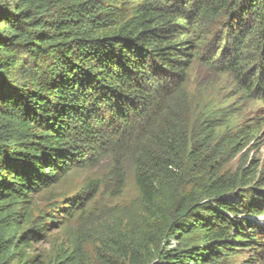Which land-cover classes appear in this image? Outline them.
I'll list each match as a JSON object with an SVG mask.
<instances>
[{
  "label": "trees",
  "instance_id": "1",
  "mask_svg": "<svg viewBox=\"0 0 264 264\" xmlns=\"http://www.w3.org/2000/svg\"><path fill=\"white\" fill-rule=\"evenodd\" d=\"M192 63L209 69L203 90L232 73L264 102V0H0V264H219L238 250L264 264V171L230 166L259 125L190 114ZM124 159L141 233L112 230L92 260L73 240L31 254L86 210L73 198L38 219L34 197L101 162L118 176Z\"/></svg>",
  "mask_w": 264,
  "mask_h": 264
},
{
  "label": "rangeland",
  "instance_id": "2",
  "mask_svg": "<svg viewBox=\"0 0 264 264\" xmlns=\"http://www.w3.org/2000/svg\"><path fill=\"white\" fill-rule=\"evenodd\" d=\"M208 71L199 63H192L188 69L185 90L190 114L195 116L204 110L222 111L230 117V130L244 126L253 130L259 125L250 140L240 147L230 166L235 168L241 162L246 166L253 160V164L264 171V102L248 96L232 73L221 74L217 81L212 80L211 85L203 90L200 85L203 74ZM108 169L101 162L85 170L72 171L59 184L34 197L33 213L38 219L48 214L61 219L64 208L73 198H83L86 210L71 220L65 230L49 231L44 240L33 244L31 254L41 253L53 259L60 244L67 247L73 240L92 260L98 256L101 243L112 230L123 232L132 228L135 233H141L143 206L134 185L131 162L124 159L123 173L118 176ZM253 219L264 224V215ZM68 229L70 232L66 234ZM175 247L176 242L171 241L169 249ZM247 256V250H238L219 264H242Z\"/></svg>",
  "mask_w": 264,
  "mask_h": 264
}]
</instances>
